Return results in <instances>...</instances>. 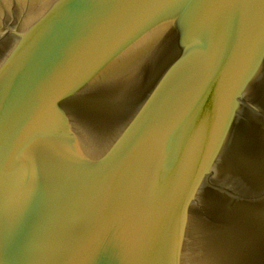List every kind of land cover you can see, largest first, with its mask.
<instances>
[{"label":"water","instance_id":"obj_1","mask_svg":"<svg viewBox=\"0 0 264 264\" xmlns=\"http://www.w3.org/2000/svg\"><path fill=\"white\" fill-rule=\"evenodd\" d=\"M0 42V264H264V0H49Z\"/></svg>","mask_w":264,"mask_h":264},{"label":"rangeland","instance_id":"obj_2","mask_svg":"<svg viewBox=\"0 0 264 264\" xmlns=\"http://www.w3.org/2000/svg\"><path fill=\"white\" fill-rule=\"evenodd\" d=\"M49 0H0V36L5 25L23 26L45 6ZM4 42V41H3ZM5 45L0 42V53Z\"/></svg>","mask_w":264,"mask_h":264}]
</instances>
